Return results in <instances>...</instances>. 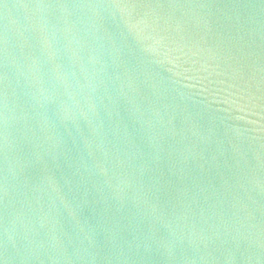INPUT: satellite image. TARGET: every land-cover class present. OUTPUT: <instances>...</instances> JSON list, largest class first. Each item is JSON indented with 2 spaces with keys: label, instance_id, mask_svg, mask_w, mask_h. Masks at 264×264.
<instances>
[{
  "label": "water",
  "instance_id": "1",
  "mask_svg": "<svg viewBox=\"0 0 264 264\" xmlns=\"http://www.w3.org/2000/svg\"><path fill=\"white\" fill-rule=\"evenodd\" d=\"M0 264H264V0H0Z\"/></svg>",
  "mask_w": 264,
  "mask_h": 264
}]
</instances>
